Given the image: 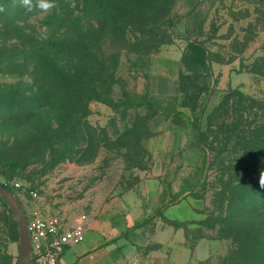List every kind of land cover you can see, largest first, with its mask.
Returning <instances> with one entry per match:
<instances>
[{
	"label": "rangeland",
	"instance_id": "374dc122",
	"mask_svg": "<svg viewBox=\"0 0 264 264\" xmlns=\"http://www.w3.org/2000/svg\"><path fill=\"white\" fill-rule=\"evenodd\" d=\"M52 2L54 7L41 10L32 0L28 11L22 0H0V187L22 211L40 209L44 201L49 214H56L64 205L73 212L84 193L118 195L139 188L169 194L171 179L184 175L192 185L182 199L194 214L182 223L191 252L186 264H222L231 245L227 229L264 230V210L239 217L242 207L220 204L221 181H229L222 167L246 158L229 143L203 170L205 153L193 128L206 133L207 115L234 91L250 104L252 127L263 121L264 0H174L149 36L136 25L122 30L120 39L109 30L100 49H90L92 61L81 54L70 61L62 50L61 67L86 66L91 82L77 84L75 98L56 104L59 111L38 109L44 91L12 51L28 49V42L78 39L101 22L96 0ZM2 49L8 52L2 55ZM172 61L178 73L171 83L153 73H172ZM176 136L181 145H168ZM18 239L14 217L0 199V264H16ZM200 241L202 253L196 251Z\"/></svg>",
	"mask_w": 264,
	"mask_h": 264
},
{
	"label": "trees",
	"instance_id": "16d2710c",
	"mask_svg": "<svg viewBox=\"0 0 264 264\" xmlns=\"http://www.w3.org/2000/svg\"><path fill=\"white\" fill-rule=\"evenodd\" d=\"M173 1L96 0L95 4L99 9L96 18L101 24L98 29L91 28V34L81 32L78 39L69 41L54 38L33 43L27 41L28 49L14 48L12 52H18L17 57L21 60L18 66L25 72L29 71L32 84H39L44 91V102L38 109L58 110L56 104L60 100L65 97L69 100L75 98L79 92L77 84H84L85 87V84L91 82L86 66H70L67 71L61 67L58 54L62 50L68 51L70 61L74 60V56L80 57V54L84 57L82 60L92 61L94 57L89 52L90 49L99 50L97 45L101 36L107 35L109 30L114 35L118 34L115 37L120 39L122 30L128 31L136 25L142 34L149 36L158 30V25L167 16ZM27 42L21 47L26 46ZM1 52L3 55L8 51L2 49ZM210 75L207 68V79ZM51 85L53 91L49 92ZM198 98L199 95L193 107H188L190 112L197 108ZM182 106L187 107L184 103ZM250 108V104L242 99L241 93L231 92L207 115L206 133L201 132L198 126L193 128L195 141L205 153L203 170L206 163L211 164L219 154L226 151L229 143L233 144L232 152H241L245 156L246 159L240 163L222 167L227 172L229 181H221L222 191L218 195L220 204L227 202L228 210L238 206L243 208L239 217H250L264 210V202L261 201L264 194V119L253 128L249 120ZM71 115L73 117L75 113L72 111ZM200 185L201 183L197 188ZM253 205L257 207L252 208ZM223 223L228 227V221L224 220ZM227 231L230 233L231 245L222 264H264V230L233 227Z\"/></svg>",
	"mask_w": 264,
	"mask_h": 264
},
{
	"label": "crops",
	"instance_id": "0c3cea01",
	"mask_svg": "<svg viewBox=\"0 0 264 264\" xmlns=\"http://www.w3.org/2000/svg\"><path fill=\"white\" fill-rule=\"evenodd\" d=\"M150 58L144 57V67H149ZM170 64L172 73L163 69L153 73L171 83L178 63ZM173 138L168 145H181L177 136ZM188 179L184 175L173 177L169 194H151L139 188L118 195L84 193L76 200L73 212L64 205L61 212L49 214L53 211L44 207V201L37 210L44 216H58L65 226L86 217L83 241L64 247L60 264H186L191 252L185 246L182 223L194 215L182 199L183 191L192 185H187ZM203 245V241L196 245L198 253Z\"/></svg>",
	"mask_w": 264,
	"mask_h": 264
},
{
	"label": "built area",
	"instance_id": "2783aa9c",
	"mask_svg": "<svg viewBox=\"0 0 264 264\" xmlns=\"http://www.w3.org/2000/svg\"><path fill=\"white\" fill-rule=\"evenodd\" d=\"M15 186L18 187V184ZM30 195L36 196L35 193ZM23 214L31 248L29 264H60L63 248L84 239V215L73 224L65 226L58 216H44L38 210H23Z\"/></svg>",
	"mask_w": 264,
	"mask_h": 264
},
{
	"label": "water",
	"instance_id": "95a60500",
	"mask_svg": "<svg viewBox=\"0 0 264 264\" xmlns=\"http://www.w3.org/2000/svg\"><path fill=\"white\" fill-rule=\"evenodd\" d=\"M0 199L11 211L14 217L16 229L18 231V260L16 264H29L31 248L23 211L14 196L2 187H0Z\"/></svg>",
	"mask_w": 264,
	"mask_h": 264
},
{
	"label": "clouds",
	"instance_id": "9594fccd",
	"mask_svg": "<svg viewBox=\"0 0 264 264\" xmlns=\"http://www.w3.org/2000/svg\"><path fill=\"white\" fill-rule=\"evenodd\" d=\"M22 6L25 7L28 11H32L34 7L32 0H22ZM35 6L41 10H48L54 7V4L52 0H38V4Z\"/></svg>",
	"mask_w": 264,
	"mask_h": 264
}]
</instances>
